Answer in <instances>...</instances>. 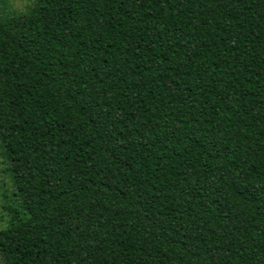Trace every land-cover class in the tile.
Returning a JSON list of instances; mask_svg holds the SVG:
<instances>
[{"label": "trees", "instance_id": "obj_1", "mask_svg": "<svg viewBox=\"0 0 264 264\" xmlns=\"http://www.w3.org/2000/svg\"><path fill=\"white\" fill-rule=\"evenodd\" d=\"M0 143V264H264V0L0 17Z\"/></svg>", "mask_w": 264, "mask_h": 264}, {"label": "rangeland", "instance_id": "obj_2", "mask_svg": "<svg viewBox=\"0 0 264 264\" xmlns=\"http://www.w3.org/2000/svg\"><path fill=\"white\" fill-rule=\"evenodd\" d=\"M31 6L32 0H0V17L7 16L11 13L27 12ZM3 198L12 203L18 202L8 162L0 143V228L6 223V218L1 207Z\"/></svg>", "mask_w": 264, "mask_h": 264}]
</instances>
